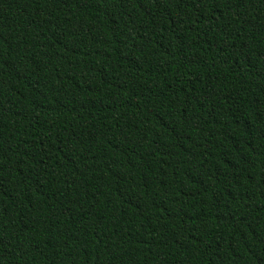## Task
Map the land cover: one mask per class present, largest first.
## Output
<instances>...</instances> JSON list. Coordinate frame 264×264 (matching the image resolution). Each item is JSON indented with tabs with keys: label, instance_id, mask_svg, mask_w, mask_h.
Masks as SVG:
<instances>
[{
	"label": "trees",
	"instance_id": "trees-1",
	"mask_svg": "<svg viewBox=\"0 0 264 264\" xmlns=\"http://www.w3.org/2000/svg\"><path fill=\"white\" fill-rule=\"evenodd\" d=\"M0 264H264V0H0Z\"/></svg>",
	"mask_w": 264,
	"mask_h": 264
}]
</instances>
